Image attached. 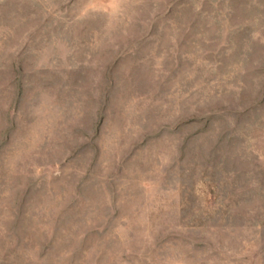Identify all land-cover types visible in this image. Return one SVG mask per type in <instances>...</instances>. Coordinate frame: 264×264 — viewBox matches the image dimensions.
Instances as JSON below:
<instances>
[{"label":"rangeland","instance_id":"obj_1","mask_svg":"<svg viewBox=\"0 0 264 264\" xmlns=\"http://www.w3.org/2000/svg\"><path fill=\"white\" fill-rule=\"evenodd\" d=\"M0 264H264V0H0Z\"/></svg>","mask_w":264,"mask_h":264}]
</instances>
